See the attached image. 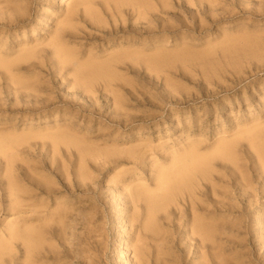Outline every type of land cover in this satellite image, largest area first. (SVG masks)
Here are the masks:
<instances>
[{
  "label": "rangeland",
  "instance_id": "obj_1",
  "mask_svg": "<svg viewBox=\"0 0 264 264\" xmlns=\"http://www.w3.org/2000/svg\"><path fill=\"white\" fill-rule=\"evenodd\" d=\"M122 1L0 0V264H264V0Z\"/></svg>",
  "mask_w": 264,
  "mask_h": 264
},
{
  "label": "bare ground",
  "instance_id": "obj_2",
  "mask_svg": "<svg viewBox=\"0 0 264 264\" xmlns=\"http://www.w3.org/2000/svg\"><path fill=\"white\" fill-rule=\"evenodd\" d=\"M67 0H62V3H64V2H66ZM120 1H122V0H120ZM125 1V0H124ZM129 2V1H128ZM135 2V0L133 1V3ZM141 2V1H140ZM142 2H143V0H142ZM122 3H123V1H122ZM137 3H139V1L137 2ZM88 4V0H77V2H76V4H75V6H73V8L71 9V11L69 12V15L68 16H73L74 14H76L75 13V11H76V9L78 8L79 9V6L80 5H87ZM90 4V3H89ZM123 6V5H122ZM80 7H82V6H80ZM136 7V6H135ZM92 8V7H91ZM142 9V8H141ZM140 9V10H141ZM81 10V9H80ZM85 10V9H84ZM86 11H87V14H90L91 16H93V15H96V14H94L93 12H90V11H92V10H88L87 9V7H86ZM94 11V10H93ZM77 12V11H76ZM139 12V11H138ZM85 13V12H84ZM93 13V14H92ZM78 14V13H77ZM83 16L85 17V15L83 14ZM89 16V15H88ZM87 16V17H88ZM74 18V17H73ZM90 18V17H89ZM92 18V17H91ZM90 20H92V19H90ZM95 20V19H94ZM93 20V21H94ZM68 22V21H67ZM67 22H66V24H67ZM64 24V23H63ZM62 25V27L60 28V29H58L57 30V32L55 33L56 34V39L57 40H54V42L55 41H57V43H53L52 45L53 46H55V53L58 55V56H64V59H65V57H67L68 56V58H69V55H68V50L66 49L67 47L64 45V44H61V43H59L60 41H62L69 33H67V29L69 28V27H71V26H69L68 28H67V26L68 25ZM115 26V25H114ZM112 28H115V27H112ZM72 29V28H71ZM116 29H117V27H116ZM116 29H114V30H116ZM68 31H70V30H68ZM67 33V34H66ZM55 36V35H54ZM53 36V37H54ZM55 39V38H54ZM125 52H127V51H125ZM128 53V52H127ZM73 54V53H72ZM71 54V55H72ZM122 54V53H121ZM125 54V53H124ZM157 54H158V52H157ZM161 54H163V53H161ZM32 55V54H31ZM56 55V56H57ZM123 55V54H122ZM121 55V56H122ZM128 55H133V54H128ZM57 56V57H58ZM74 56V55H73ZM124 56V55H123ZM130 56V57H131ZM29 57H31L30 55H29ZM119 57H120V55H119ZM118 57V58H119ZM126 57H127V55H126ZM138 57V56H137ZM60 59H62V58H60ZM67 59V58H66ZM71 59V58H70ZM70 59H68L69 61H70ZM112 59H114L113 57H112ZM163 59H165V58H163ZM68 60H67V63H68ZM109 60V59H108ZM120 59H118V60H115V62H117V61H119ZM126 60L128 61L129 60V62L130 63H132L133 61L131 60V58L130 59H127L126 58ZM71 61H72V59H71ZM114 61V60H113ZM120 61H122V60H120ZM165 61H166V59H165ZM95 62V61H94ZM106 62H108V61H106ZM153 62H155V60L153 61ZM152 62V63H153ZM18 63H20V62H18ZM90 63V62H89ZM110 63H112L113 64V62H111V58H110ZM124 63H125V61H124ZM128 63V62H127ZM157 63V62H156ZM2 64V63H1ZM8 64V63H7ZM13 64H16V63H12V66H14ZM91 64H93V63H91ZM97 63L95 62V66L96 67H103L104 68V66H106L107 67V65H109V63H104V61H103V64H101V63H99V64H97ZM118 64H119V62H118ZM85 65H86V63H85ZM94 65V64H93ZM114 65H116V64H114ZM122 65V64H121ZM8 66V65H7ZM82 66V65H81ZM83 67H84V65H83ZM129 67H130V65H129ZM11 68V67H10ZM87 68V67H86ZM91 68V67H90ZM89 68V69H90ZM100 68H99V70H100ZM81 69H83V68H81ZM88 69V68H87ZM87 69H85V72H87V71H89V70H87ZM92 69H94V72L97 74V72L95 71V68H92ZM110 69H112V68H110ZM87 70V71H86ZM91 70V69H90ZM98 70V71H99ZM105 70V69H104ZM92 71V70H91ZM106 71V70H105ZM110 71V70H109ZM84 72V70H83V74L85 73ZM104 72V71H103ZM102 72V73H103ZM79 73V72H78ZM81 73V74H82ZM90 72H88L87 74H89ZM86 74V73H85ZM101 74V73H100ZM99 74V75H100ZM105 74H106V72H105ZM109 74V73H108ZM99 75H97L98 77H100ZM92 76V75H91ZM95 76V75H94ZM96 76V77H97ZM104 76V75H103ZM90 77V76H89ZM106 77V76H105ZM107 79H108V77H107ZM264 126V125H263ZM260 127V126H259ZM259 127H257V128H259ZM254 129V128H253ZM252 129V132L255 130H253ZM251 130V129H250ZM257 130H259V129H257ZM263 130V129H262ZM261 130V131H262ZM249 132V134L251 133V131H248ZM264 133V132H263ZM241 134V133H240ZM251 134H253V133H251ZM258 135H259V133H257ZM255 135V134H254ZM255 137V136H254ZM241 138V137H240ZM250 139V138H249ZM255 140V139H254ZM233 141H235V140H233ZM238 141H240V140H238ZM252 142V141H251ZM258 142H260V140H258ZM257 142V143H258ZM224 144H225V142H224ZM234 144V143H233ZM237 144H238V142H237ZM217 145V144H216ZM232 145V144H231ZM262 145V144H261ZM234 146V145H233ZM217 147V146H216ZM225 148V145H219L215 150L217 151V150H220L221 148ZM230 147V146H229ZM257 147V146H256ZM259 147V146H258ZM262 147V146H261ZM264 147V146H263ZM223 148V149H224ZM222 149V150H223ZM231 149V148H230ZM214 150V151H215ZM233 150V149H232ZM231 150V151H232ZM191 151H192V149H191ZM221 151V150H220ZM220 151H218L219 153H220ZM228 151V150H227ZM258 151H260L259 149H258ZM213 152V151H212ZM211 154V153H210ZM213 154V153H212ZM214 154H215V152H214ZM222 154H224V153H222ZM262 157H261V159H260V161H261V163L264 165V154L262 153ZM188 156H189V154H188ZM180 157V156H179ZM228 157V156H227ZM234 157V156H233ZM216 158H218V157H216ZM177 159V158H176ZM179 159H181V158H179ZM179 161V160H178ZM186 161H187V157H186ZM186 161H184V163L182 164V166H181V168L178 170V172H174V174L173 173H168V171L167 172H165V173H163V176H162V183H161V185L158 187L160 190H158V191H163V193H164V191H165V193L166 192H171L172 191V189L175 187L176 188V186L177 187H179V186H183L184 185V187L185 188H190V186H191V181H193V179L194 180H196V178L199 176V175H208L209 174V171H210V164H209V161L207 160V158H205L204 156H200V155H195V157L194 156H192V158H191V161L189 162H186ZM236 162V161H235ZM261 165V164H260ZM173 166V165H172ZM172 170H174L173 168H171ZM234 169V168H233ZM261 169V168H260ZM171 170V171H172ZM165 171V170H164ZM235 171V170H234ZM261 171V170H260ZM262 172V171H261ZM236 173V172H235ZM262 173H264V171L262 172ZM261 173V174H262ZM212 174V173H211ZM238 174V173H237ZM235 175V174H234ZM240 175V174H239ZM259 176H260V174H259ZM238 177V176H237ZM160 178V177H159ZM260 178V177H259ZM263 178V177H262ZM206 179V178H205ZM246 180V179H245ZM198 181V180H197ZM207 181V180H206ZM223 181V180H222ZM204 182V181H203ZM205 183V182H204ZM240 183H242V181L240 182ZM194 185V184H193ZM192 185V186H193ZM205 185V184H204ZM208 185V184H207ZM241 185V184H240ZM243 185H246V184H244L243 183ZM13 186H15V185H13ZM197 186V185H196ZM238 187H240V186H238ZM15 189H16V187H14ZM13 188V189H14ZM140 188V187H139ZM248 188V187H247ZM217 189V188H216ZM24 190V189H23ZM175 190H177V189H175ZM174 190V191H175ZM182 190V189H181ZM249 190V189H248ZM19 191H20V195H21V193H23L24 191H22V189H19ZM138 191V190H137ZM187 191H189V190H187ZM200 191V190H199ZM202 191H204V190H202ZM144 191H143V189H142V194H141V191H140V195L142 196L143 194H145V193H143ZM148 192H150V194L152 193V196H154V194H153V192H151V190L149 191L148 190ZM147 192V193H148ZM17 193V192H16ZM161 193V192H160ZM169 193H167V194H169ZM139 194V193H138ZM149 194V195H150ZM162 194V193H161ZM166 194V195H167ZM244 194V193H243ZM19 195V194H18ZM134 195H136V193L134 194ZM165 195V196H166ZM170 195V197L172 196V194H169ZM179 195V194H178ZM246 195V194H245ZM22 196H23V194H22ZM145 196H146V198L147 197H149L148 195H144V197L143 198H145ZM165 196H164V198H165ZM174 196V195H173ZM251 196H252V194H251ZM140 197V196H139ZM136 198V197H135ZM134 198V199H135ZM166 198H167V196H166ZM193 198V197H192ZM142 199V198H141ZM155 199V198H154ZM151 200H152V198H151ZM161 200V199H160ZM168 200V199H167ZM167 200L165 201V200H163V201H165V203L167 202ZM214 200V202L216 201L215 199H213ZM249 200V199H248ZM135 201H137V200H135ZM139 201V200H138ZM154 201V200H153ZM173 201V200H172ZM218 201V200H217ZM171 202V201H170ZM196 202V201H195ZM160 203H162V202H160ZM159 203V204H160ZM251 203V202H250ZM152 205H153V203H151ZM151 204H149V205H151ZM167 204V203H166ZM188 204V203H187ZM21 207H22V204H19ZM18 205V206H19ZM151 205V206H152ZM156 205V204H155ZM163 205V204H162ZM194 205V204H193ZM202 206V205H201ZM200 206V207H201ZM205 205H203V207H204ZM244 206V205H243ZM21 207H20V210H21ZM203 207H201V209L203 208ZM245 207V206H244ZM22 209H23V207H22ZM24 209H25V207H24ZM151 209V208H150ZM155 208H153V210H154ZM159 208H157L156 210H158ZM166 209V208H165ZM206 209V208H205ZM159 211H161V210H159ZM207 214V213H206ZM38 215V214H37ZM194 215V214H193ZM151 216V215H150ZM149 216V217H150ZM195 217V216H194ZM149 222H150V220H148ZM42 223V222H41ZM47 223V222H46ZM148 223V222H147ZM151 223H153V222H151ZM45 224V223H44ZM48 224H51L50 222L48 223ZM43 225V224H42ZM151 225V224H150ZM150 225H148V228L149 229H151L150 228ZM190 225V224H189ZM188 225V226H189ZM32 226V225H31ZM41 226V225H40ZM39 226V227H40ZM152 226V225H151ZM26 227V226H25ZM37 227H38V225H37ZM38 227V228H39ZM50 227V226H49ZM38 228H36V227H29V228H25L26 230L24 231H20L19 232V230H18V233H19V235H17L16 237H17V240H19V239H21L20 241L22 242L23 241V244L22 245H24V246H27L25 249H27V251H26V253H27V255L26 256H30L31 255V257H30V259L36 254H32L33 253V251H34V249H36L37 248V241L40 239V236L41 235H39V233L38 232H40V231H38L37 229ZM147 228V227H146ZM44 229V228H43ZM48 229V228H47ZM20 230H22V228L20 229ZM45 230V229H44ZM193 230H194V233L195 234H197V236H199V237H201L203 240H205V239H211V237L213 236V235H215L214 233H215V229L213 228V226H211L210 225V223H208V222H206L205 221V219L204 218H199V217H197L196 219H195V221H194V224H193ZM15 231H17V230H15ZM49 231V230H48ZM10 232V231H9ZM47 232V231H46ZM191 232V231H190ZM15 233V232H14ZM17 233V234H18ZM188 233V232H187ZM194 233H192V235L194 234ZM217 233V232H216ZM196 236V237H197ZM216 236V235H215ZM218 236V235H217ZM9 238H10V236H8ZM15 237V238H16ZM43 237V236H42ZM3 239V238H2ZM1 239V243H2V240ZM17 240H14V241H17ZM40 241H42V240H40ZM197 241H199V240H197ZM208 241V240H207ZM10 242V241H9ZM12 242V241H11ZM206 242V240L204 241V243ZM6 243V242H5ZM7 243H8V240H7ZM43 243V242H42ZM202 243V242H201ZM201 243H199L200 245H201ZM210 243V242H209ZM12 244V243H11ZM16 244V243H15ZM4 245V244H3ZM8 245H10V244H8ZM7 245V246H8ZM206 245V244H205ZM215 245V244H214ZM6 246V247H7ZM11 246V245H10ZM43 246H44V243H43ZM22 247V246H21ZM41 247V246H40ZM39 247V248H40ZM2 248V247H1ZM10 248V247H9ZM38 248V249H39ZM3 249H4V247H3ZM5 249H7V248H5ZM11 249V248H10ZM23 249V248H22ZM21 250V249H20ZM126 250V249H125ZM2 250H0V252H1ZM8 251V250H7ZM9 252V251H8ZM7 252V253H8ZM36 252H37V250H36ZM39 252V251H38ZM38 252H37V255H39L38 254ZM137 252H138V250H137ZM3 253V252H2ZM7 253H5V250H4V253H3V255L4 254H6L7 255ZM9 253H11V252H9ZM8 253V254H9ZM40 253V252H39ZM142 254V253H141ZM1 255V254H0ZM2 255V256H3ZM1 256V257H2ZM0 257V258H1ZM37 257V256H36ZM39 258V257H38ZM141 258V257H140ZM218 258H219V256H218ZM29 259V258H28ZM142 259V258H141ZM144 259V258H143ZM4 260V259H3ZM1 261V260H0ZM24 261H25V259H24ZM29 261V260H28ZM34 263V260L33 261H30L28 264H33ZM142 263V262H141ZM2 264V263H1Z\"/></svg>",
  "mask_w": 264,
  "mask_h": 264
}]
</instances>
